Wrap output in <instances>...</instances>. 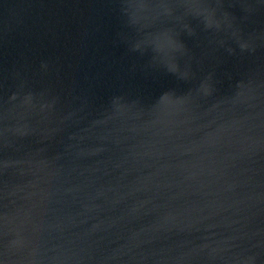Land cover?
<instances>
[{
    "label": "water",
    "instance_id": "1",
    "mask_svg": "<svg viewBox=\"0 0 264 264\" xmlns=\"http://www.w3.org/2000/svg\"><path fill=\"white\" fill-rule=\"evenodd\" d=\"M0 264H264V0H0Z\"/></svg>",
    "mask_w": 264,
    "mask_h": 264
}]
</instances>
